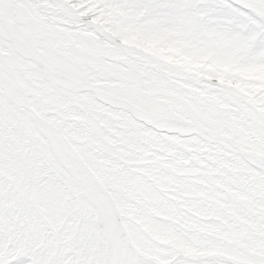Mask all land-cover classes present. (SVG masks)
Returning <instances> with one entry per match:
<instances>
[{
	"label": "snow or ice",
	"instance_id": "snow-or-ice-1",
	"mask_svg": "<svg viewBox=\"0 0 264 264\" xmlns=\"http://www.w3.org/2000/svg\"><path fill=\"white\" fill-rule=\"evenodd\" d=\"M0 264H264V0H0Z\"/></svg>",
	"mask_w": 264,
	"mask_h": 264
}]
</instances>
